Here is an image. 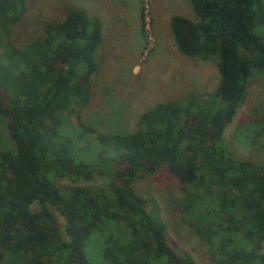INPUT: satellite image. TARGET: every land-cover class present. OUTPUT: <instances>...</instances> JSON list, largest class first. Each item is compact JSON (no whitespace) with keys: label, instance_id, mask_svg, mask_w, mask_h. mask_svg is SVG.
I'll list each match as a JSON object with an SVG mask.
<instances>
[{"label":"trees","instance_id":"obj_1","mask_svg":"<svg viewBox=\"0 0 264 264\" xmlns=\"http://www.w3.org/2000/svg\"><path fill=\"white\" fill-rule=\"evenodd\" d=\"M185 2L192 19H168L173 45L213 62L215 88L154 105L132 133L88 138L86 127L59 130L64 114L88 101L98 18L65 4L60 19L16 48L6 34L25 0H0V264H88V241L99 245L103 264H196L168 246L164 222L132 187L160 168L177 180L179 219L212 264H264V163L233 158L222 137L249 80L264 82V0ZM139 20L143 29L142 10ZM253 123L244 141L251 148L264 134L263 116ZM61 179L105 188H62Z\"/></svg>","mask_w":264,"mask_h":264},{"label":"rangeland","instance_id":"obj_2","mask_svg":"<svg viewBox=\"0 0 264 264\" xmlns=\"http://www.w3.org/2000/svg\"><path fill=\"white\" fill-rule=\"evenodd\" d=\"M68 3L98 18L102 41L93 56L97 70L90 79L88 101L81 107L74 106L68 116L64 114L59 130L62 136L64 131L79 133L82 127L92 130L85 134L88 138L98 133H132L139 115L154 105L181 100L191 92L203 95L215 88L218 73L213 62L184 57L173 45L169 17L192 19L185 0H25V12L8 27L7 41L22 48L41 34L45 23L60 19ZM140 10L145 21L143 29ZM262 116L264 119V82L253 76L243 103L222 133L223 144L233 158L264 163V134L253 148L244 143L252 138L250 129L256 126L253 121ZM0 140H5L1 129ZM56 185L105 188L99 180L75 183L61 179ZM132 187L145 200V210L164 222L167 244L175 253H187L196 264H212L204 244L179 219L175 207L181 197L179 184L166 169L152 171L134 181ZM29 209L34 211L36 205ZM55 217L63 236V221ZM90 242L84 250L87 263L103 264L99 245ZM260 252L264 255V244Z\"/></svg>","mask_w":264,"mask_h":264}]
</instances>
